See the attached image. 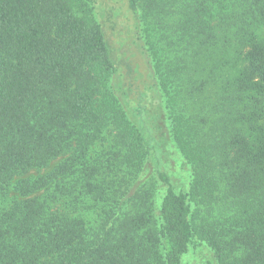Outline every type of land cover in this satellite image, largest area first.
<instances>
[{
  "label": "trees",
  "instance_id": "1",
  "mask_svg": "<svg viewBox=\"0 0 264 264\" xmlns=\"http://www.w3.org/2000/svg\"><path fill=\"white\" fill-rule=\"evenodd\" d=\"M82 1L0 0V264H182L194 242L264 264V0H159L180 17L164 46L141 41L143 0L111 20ZM144 54L186 189L145 121Z\"/></svg>",
  "mask_w": 264,
  "mask_h": 264
},
{
  "label": "rangeland",
  "instance_id": "2",
  "mask_svg": "<svg viewBox=\"0 0 264 264\" xmlns=\"http://www.w3.org/2000/svg\"><path fill=\"white\" fill-rule=\"evenodd\" d=\"M71 2L72 13L77 17H85L86 12L89 9L88 6L82 0H69ZM94 5L95 9L98 7L103 11V13L108 14L109 20L118 17L120 14L118 5L119 0H89ZM165 0H163L164 2ZM151 2H155L152 0ZM84 5V6H83ZM86 6V7H85ZM119 7V8H118ZM88 8V9H87ZM94 14L95 11H94ZM93 14V15H94ZM95 17V15H94ZM139 20H140V37L141 41L150 40L151 42H156L161 45H165L167 41L172 40V29L178 26V21L180 17L178 15L173 16L170 14L169 10H164V5L156 0L153 8L150 6L148 0H143L139 5ZM96 19L98 16L96 15ZM181 25V24H179ZM114 25H109L105 30L106 38L110 43V39L118 32ZM168 26H171L168 30ZM166 28V29H165ZM176 30L173 33H178ZM161 35H166L168 39L160 38ZM149 36V37H148ZM112 41V40H111ZM142 45V42H141ZM142 52L144 53V48L142 45ZM140 70L143 74L142 84H144L148 90L147 94V109L149 111L148 118L145 121L151 128L152 137L154 139L155 145L158 149L160 159H161V169L171 178L175 190H180L181 188L186 189L190 182V169L186 162L183 160L179 152L177 151L175 145L173 144L170 135V125L167 118V114L163 104V98L159 91V87L155 86V79L150 70L148 57L146 54L140 55L139 58ZM117 82V79L111 77L108 79L107 86H112ZM136 98L133 101H128L127 108L135 113L137 109ZM137 106V107H136ZM136 121L139 120L137 117ZM134 119V120H135ZM152 170L149 167H145L140 174V179L138 184L146 183L148 179L153 176ZM153 178V177H152ZM153 181V179H152ZM183 189V190H184ZM164 193V188L157 185L156 191L154 192V212L157 215L160 207L161 198ZM211 253L207 246L201 242H194L191 244L188 254L182 258V264H206L210 260Z\"/></svg>",
  "mask_w": 264,
  "mask_h": 264
}]
</instances>
